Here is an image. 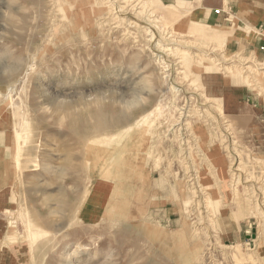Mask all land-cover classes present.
Segmentation results:
<instances>
[{"label":"rangeland","instance_id":"374dc122","mask_svg":"<svg viewBox=\"0 0 264 264\" xmlns=\"http://www.w3.org/2000/svg\"><path fill=\"white\" fill-rule=\"evenodd\" d=\"M71 1L0 0V264H264V54L190 1L124 0L119 28L94 5L68 18ZM137 4L184 41L181 59L154 47ZM159 106L151 156L121 181L130 206L109 211L86 151H118L110 138Z\"/></svg>","mask_w":264,"mask_h":264},{"label":"bare ground","instance_id":"6f19581e","mask_svg":"<svg viewBox=\"0 0 264 264\" xmlns=\"http://www.w3.org/2000/svg\"><path fill=\"white\" fill-rule=\"evenodd\" d=\"M101 1L105 2V3L102 4ZM122 1H124V0H74L68 4L66 3L67 9L64 11L66 12V14H69V16H67V17L70 19H73L74 17L80 15L83 19L86 20L87 18H89L90 12L93 9L92 8L93 6H91V5H94V8L97 11L99 10V11H101L100 13H104L103 18H101L96 23L97 26H99V27L103 26V24H105L106 22L111 20L116 25L115 28H119V27H122L128 23V22H126L127 16H124V13H125V9L127 7H129V5L122 3ZM123 5L125 6L124 8H123ZM142 9L143 8L140 7L139 4L132 7V12L134 13L133 15L134 16L136 15L135 17L140 18L141 20L144 19V17H145V16L144 17L140 16V12L142 11ZM137 10L139 11V13L136 12ZM135 12H136V14H135ZM151 12L152 13H147V15L145 17L146 21L145 20H142V21H144L143 24L146 28V31L150 34L151 42L153 43V45L155 44L154 47L158 48L166 57L172 56L174 54L175 56L178 55L179 59H181L180 58L181 55L178 54L177 49H174L173 46L179 45V44L181 45L184 41L181 42L182 39L180 37H176L175 34L168 29L164 30L163 35H162V32H161V34H159L157 32L159 30V29L157 30V28H158L157 17H156L157 14H155L153 10ZM157 12H158V10L156 9V13ZM129 26L131 28L135 27V25L133 23L129 24ZM192 27H194V26H192ZM198 29H200V28L195 25L194 28L190 29L191 30L190 32H196ZM127 34L128 33H126L125 35L127 36ZM224 35L225 34H223V32H220V31L215 32L214 31L213 39L218 40L221 36H224ZM180 61H182V60H180ZM197 65H199L198 68H200L202 65L204 66L203 63L197 64ZM250 69L252 70L253 68H250V67L245 68V70L248 72ZM233 74H235V73H233ZM202 105H204V104L202 103ZM171 107H172V105H171ZM171 111L178 112L180 119H183L184 121H186L185 118L188 117V114H190V111H188L187 107H185V108H179V107L171 108L168 110L169 115L172 114ZM153 114L157 115V117L154 116L155 119H154L153 123L161 125L160 121L164 118H165V121L168 122V116L166 117L163 107L159 106L155 110H153L151 113L145 115L144 117H142L141 119L136 121L133 125L129 126L124 131H122V132L119 131L120 134L117 137H114V138L111 137L110 138V141L112 143H114L115 145H117L116 144L117 140H121V139L126 140L125 145L121 146V148L118 151L114 147L115 150L114 149H108L106 151L105 149H102V151L100 152L98 150V148L92 149L90 146L88 147V149L86 151L87 154L92 155V157L94 158V160L92 162L93 163L92 169H94V170L96 169L97 173L102 176V179L99 180V182H98V187H100L102 190H104V192L107 191V194L104 197V203L107 204L106 206H108L109 211H112V210H116V211H120V212L126 211L127 208L130 206V202L124 201L123 196L125 194H128L129 192L131 194H133L132 190L134 191V189H133V187H127V186L121 184V181L123 179L127 178L128 176H130V173H131L129 171V167L127 166L128 165L127 163H129L128 158H130L131 156H138L143 160H147V158L151 156V154L149 153V146L150 145L148 146V144H149L148 140H150V138L147 139V137H151L150 136V128L148 125H150L152 127L154 125V124H152ZM24 123L27 127L28 124H26V122H24ZM98 124L103 125L102 123H99V121H98ZM117 125H120V122ZM146 126H148V129H146L147 128ZM183 127H185V125L180 124L179 129L183 128ZM96 129H100V128H96ZM106 129H108V128H106ZM103 130H104V128H103ZM100 133H102V132L100 131ZM106 133H108V132H106ZM24 137H28V134L24 135ZM20 138H21L20 135H18L16 138H14L13 151L16 150L17 144H18V141ZM99 140H102V139L100 138ZM94 143H95V141H94ZM105 144H108V143H105ZM109 146H111V144ZM132 149H134V150L131 151ZM8 150H10V149L8 148ZM109 151H111V152H109ZM141 151H143V152H141ZM103 157L107 158V161H108L107 162L108 166L106 168H104V170H102V167L104 165L101 166V164H100V159H102ZM215 163L220 164V161L218 158L215 160ZM0 170L4 171V168H2L1 165H0ZM231 173H232L231 178L236 177V174L238 173L236 169H233V166H232V172ZM254 185L257 186L258 184H254ZM260 187L264 188V186H262V185ZM135 197H138L139 203L141 202L144 204L145 202H147V200H146L147 193H145L144 197L143 196L141 197V194L137 193L135 195ZM263 199H264V197H263Z\"/></svg>","mask_w":264,"mask_h":264},{"label":"crops","instance_id":"0c3cea01","mask_svg":"<svg viewBox=\"0 0 264 264\" xmlns=\"http://www.w3.org/2000/svg\"><path fill=\"white\" fill-rule=\"evenodd\" d=\"M188 1L198 4L199 18L209 25L217 24L228 30V33L234 30L237 40L230 44L263 56L264 0H186Z\"/></svg>","mask_w":264,"mask_h":264},{"label":"built area","instance_id":"2783aa9c","mask_svg":"<svg viewBox=\"0 0 264 264\" xmlns=\"http://www.w3.org/2000/svg\"><path fill=\"white\" fill-rule=\"evenodd\" d=\"M216 13L218 14V13H219V11H216Z\"/></svg>","mask_w":264,"mask_h":264}]
</instances>
